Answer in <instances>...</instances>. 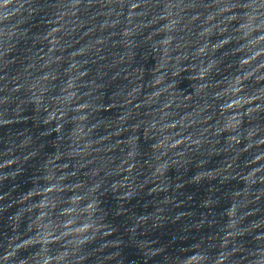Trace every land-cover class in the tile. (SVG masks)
<instances>
[{"label": "water", "instance_id": "water-1", "mask_svg": "<svg viewBox=\"0 0 264 264\" xmlns=\"http://www.w3.org/2000/svg\"><path fill=\"white\" fill-rule=\"evenodd\" d=\"M0 264H264V0H0Z\"/></svg>", "mask_w": 264, "mask_h": 264}]
</instances>
